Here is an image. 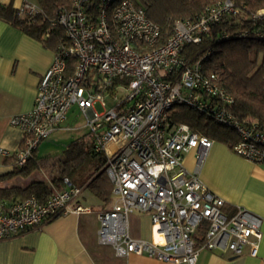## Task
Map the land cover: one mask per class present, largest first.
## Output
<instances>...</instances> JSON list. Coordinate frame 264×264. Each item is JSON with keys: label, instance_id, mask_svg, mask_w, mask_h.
I'll use <instances>...</instances> for the list:
<instances>
[{"label": "built area", "instance_id": "built-area-1", "mask_svg": "<svg viewBox=\"0 0 264 264\" xmlns=\"http://www.w3.org/2000/svg\"><path fill=\"white\" fill-rule=\"evenodd\" d=\"M19 8L30 15L39 12L28 1ZM243 9L220 0L194 18L176 21L170 36L156 47L160 27L131 0H73L50 22L63 30L64 40L38 82L31 109L10 118V125L23 132L13 164L24 166L42 140L70 129L63 123L75 105L85 117L94 151L104 155L103 169L112 184L110 205L96 214V236L115 256L196 264L201 250L258 254L262 218L242 206L226 209L224 200L200 179L213 140L171 118L177 104L204 115L235 132L236 139L228 142L232 152L264 165V132L230 111L233 97L219 85L217 73L201 70L208 49L197 59L182 52L186 44L197 45L210 36L223 16H241ZM245 18L253 22L250 28L224 32L217 41L232 35L264 39V7ZM105 97L113 104L107 105ZM190 152L193 165L188 169L184 158ZM0 156L10 154L0 148ZM62 184L43 202L34 196L0 201V240L58 215L90 213L89 206L76 202L82 188L66 177ZM135 211L149 213L150 240L130 233Z\"/></svg>", "mask_w": 264, "mask_h": 264}, {"label": "crops", "instance_id": "crops-1", "mask_svg": "<svg viewBox=\"0 0 264 264\" xmlns=\"http://www.w3.org/2000/svg\"><path fill=\"white\" fill-rule=\"evenodd\" d=\"M25 1L33 3V0H0L14 8H19ZM53 59V49L0 21V148L10 154L0 156V184H16L14 180H21L16 176L3 178L14 168L13 160L9 158L19 148L23 137L19 127L10 125V118L31 109L38 82ZM70 122L67 114L63 126L70 129L58 131L76 129ZM184 164L191 169L193 152L186 154ZM200 179L224 200L226 209L242 206L260 216L262 239L256 256L247 252L230 256L201 250L196 264H264V165L236 155L225 142L213 141L200 171ZM77 201L91 207V212L58 215L39 227L0 240V264H175L145 255L115 256L111 246L97 242L96 214L105 205L86 187H82ZM129 219L133 236L146 240L152 238L149 213L133 212Z\"/></svg>", "mask_w": 264, "mask_h": 264}, {"label": "trees", "instance_id": "trees-1", "mask_svg": "<svg viewBox=\"0 0 264 264\" xmlns=\"http://www.w3.org/2000/svg\"><path fill=\"white\" fill-rule=\"evenodd\" d=\"M72 1L33 0L39 8V12L34 15L14 8L11 4L0 2V21L22 30L55 51L64 40V33L61 28L52 27L50 22L56 19L62 10H68ZM131 1L143 8L147 17L160 27L159 40L153 46L156 47L170 36L176 21L194 18L220 0ZM231 1L237 6H244V13L241 16H223L219 23L214 25L210 36L203 39L200 44H186L182 52L188 58L197 59L202 56L201 51L208 49L209 54L201 61L202 72L217 73L219 85L233 97L230 111L246 124H258L260 130L264 132V39L232 35L217 41L224 32L233 34L238 29L250 28L249 25L253 22L246 20L245 16L264 7V0ZM48 30L49 35L46 36ZM73 62L74 60L69 62L68 70H71ZM171 118L176 123L189 125L213 141L228 144L236 139V134L232 130L183 105L177 104L173 107ZM21 144L22 142L20 146ZM228 147L230 148L229 145ZM12 158L13 156L9 160H13ZM104 162V155L94 151L89 134L83 135L68 142L59 156L39 158L35 153V157L24 166L16 167L13 164L12 172L6 174L4 179L15 176L27 179L40 168L48 167L50 168L48 180L33 177L24 184H0V201H20L34 196L43 202L51 194L62 189V181L66 177L74 185L86 187L106 207L112 200V184L104 172ZM76 202L78 203L77 200Z\"/></svg>", "mask_w": 264, "mask_h": 264}, {"label": "rangeland", "instance_id": "rangeland-1", "mask_svg": "<svg viewBox=\"0 0 264 264\" xmlns=\"http://www.w3.org/2000/svg\"><path fill=\"white\" fill-rule=\"evenodd\" d=\"M105 101L107 105H112L113 101L109 97H105ZM98 111L102 110L99 105H96ZM68 118L71 120V124L76 129L74 130H63V131H55L51 135H49L47 138L42 140L37 148L36 155L39 158H45L49 156H59L64 147L67 145L68 142L75 139L77 135H81L84 132H87L84 134V136L88 135L87 127L84 125L85 123V117L79 112L77 107L75 105H72L70 110L68 111ZM50 168L43 167L40 168L37 172H34L33 175L31 174L27 179H21V180H14L16 184H24L27 181L31 180L33 177L39 178V179H45L47 175L50 173ZM49 177V176H48ZM22 182V183H21ZM87 194V192H86ZM110 205L107 204L106 207ZM104 207V208H106ZM136 212V211H135ZM131 230V229H130Z\"/></svg>", "mask_w": 264, "mask_h": 264}]
</instances>
